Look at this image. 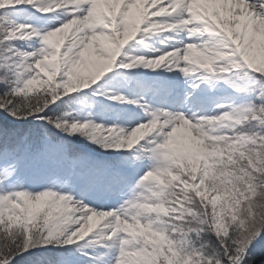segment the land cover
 <instances>
[{
	"label": "snow or ice",
	"instance_id": "1",
	"mask_svg": "<svg viewBox=\"0 0 264 264\" xmlns=\"http://www.w3.org/2000/svg\"><path fill=\"white\" fill-rule=\"evenodd\" d=\"M0 264H264V0H0Z\"/></svg>",
	"mask_w": 264,
	"mask_h": 264
}]
</instances>
